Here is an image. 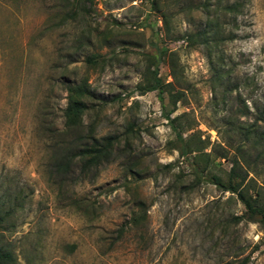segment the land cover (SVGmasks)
<instances>
[{
	"label": "rangeland",
	"instance_id": "obj_1",
	"mask_svg": "<svg viewBox=\"0 0 264 264\" xmlns=\"http://www.w3.org/2000/svg\"><path fill=\"white\" fill-rule=\"evenodd\" d=\"M205 1L0 0V250L12 264H264V224L236 220L243 204L206 172L226 178L220 154L264 106V0H223L240 5L221 49L231 80L252 79L244 115L236 91L215 103L205 50L186 37ZM155 69L161 90L141 93ZM69 85L88 90L83 130L127 153L84 179L53 167ZM176 133L194 150L179 156ZM255 169L264 189V158Z\"/></svg>",
	"mask_w": 264,
	"mask_h": 264
},
{
	"label": "trees",
	"instance_id": "obj_2",
	"mask_svg": "<svg viewBox=\"0 0 264 264\" xmlns=\"http://www.w3.org/2000/svg\"><path fill=\"white\" fill-rule=\"evenodd\" d=\"M74 1L81 5L84 1L90 2L91 0ZM73 2L68 0V3L72 5ZM239 7L237 2L230 3L223 0H216L214 3H210L208 0L203 2L200 9L206 15L205 24L200 29L188 33L186 37L189 44L202 46L205 50L210 66L209 79L215 103H225L233 91H236V100L240 103L237 110L244 115L249 108L242 97V89L247 88L252 79L247 77L236 81L231 80L230 74L234 66L231 57L226 56L221 49L226 41L232 39L226 32L224 17L235 16ZM82 9L85 10L84 4ZM163 17H165L164 14ZM87 61L91 62L92 60L87 58ZM152 74V80L145 85H139L141 93L161 90V79L157 76V69L153 70ZM86 95H88V90L85 85H69L67 87V103L63 110V139L56 144L53 160L54 169L62 175L70 173L77 167L80 179L96 174L103 164L117 158L124 159V156L127 155L126 150L118 151L114 148V145L118 143V137H97L91 131L83 130L82 117L87 109ZM181 96V91H176L172 95V102L176 103ZM253 107L255 109L253 120L246 126L241 123L238 125L243 136L241 143L235 147L234 153L231 156L226 153L220 154L222 158H227L231 164L226 178L215 173H208L206 166L199 170V174L206 171L211 183L223 191L236 195L245 209L241 215L235 217L236 220L245 219L264 224V189L257 186L254 176H249L250 172L256 173L257 161L264 158V106L261 107L254 101ZM227 119L229 123L232 122V118L228 117ZM252 136L254 137L253 146L259 148L253 161L246 159L247 154L242 151L243 143L250 140ZM176 140L180 145L174 141L173 148L178 151L179 156H185L194 150L184 143L180 133H176ZM125 163L131 173H137V169H134L128 159ZM192 163L196 164L194 160ZM1 219L0 217V221ZM135 220L137 219L135 218ZM12 260L10 252L0 250V264H12Z\"/></svg>",
	"mask_w": 264,
	"mask_h": 264
}]
</instances>
